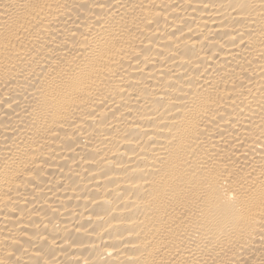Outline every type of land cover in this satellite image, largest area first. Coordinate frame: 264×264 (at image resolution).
<instances>
[{"label": "bare ground", "instance_id": "bare-ground-1", "mask_svg": "<svg viewBox=\"0 0 264 264\" xmlns=\"http://www.w3.org/2000/svg\"><path fill=\"white\" fill-rule=\"evenodd\" d=\"M0 264H264V0H0Z\"/></svg>", "mask_w": 264, "mask_h": 264}]
</instances>
